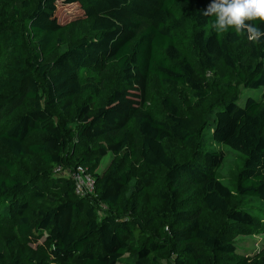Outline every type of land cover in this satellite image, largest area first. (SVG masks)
I'll return each mask as SVG.
<instances>
[{
	"label": "trees",
	"instance_id": "1",
	"mask_svg": "<svg viewBox=\"0 0 264 264\" xmlns=\"http://www.w3.org/2000/svg\"><path fill=\"white\" fill-rule=\"evenodd\" d=\"M56 1L31 8V45L16 17H0V48L10 57L0 80V232L43 230L58 264H250L236 237L257 220L264 228V94L244 99L232 82L224 89L205 73L221 61L250 90L264 89V40L217 33L215 17L203 15L211 0H63L80 5L66 23L54 15ZM110 63L119 69L112 81ZM152 80L169 91L164 109L151 105ZM180 85L207 100L206 110L183 114L174 100ZM132 123L139 153L126 132ZM103 136L114 142L90 147ZM171 139L184 149L171 151ZM221 145L240 156L233 178L220 171ZM109 152L121 161L99 172ZM34 157L40 168L31 173ZM136 157L147 179L135 180ZM79 165L94 175L96 196L78 195L70 177L62 191L46 190L57 166ZM158 175L156 208L146 214L141 196Z\"/></svg>",
	"mask_w": 264,
	"mask_h": 264
},
{
	"label": "rangeland",
	"instance_id": "2",
	"mask_svg": "<svg viewBox=\"0 0 264 264\" xmlns=\"http://www.w3.org/2000/svg\"><path fill=\"white\" fill-rule=\"evenodd\" d=\"M38 0H0V17H6L11 19L16 17L18 19V30L24 34V42L31 45V39L25 32V26L28 23V16L31 13V8H33ZM85 2V1H84ZM55 17L62 23L70 21L72 17V12L76 11L80 5L78 3H69L65 6L63 0H57L55 3ZM19 10L20 15H16L15 10ZM87 26L85 29L80 30V34L86 33ZM10 62V57L7 55L3 46L0 48V80H4V75L7 72L8 63ZM119 74V69L115 63H110L108 70L105 72L107 80H115ZM205 78L209 82H219L222 81L224 89L227 88L228 83L232 82L233 87L239 92V97L245 99L246 96L253 94L257 98L262 97L264 94V89L261 90H250L247 88L239 77H237L232 72H229L221 61H218L215 70H208L205 73ZM150 93L156 98V103L151 105L154 108L164 109L161 101L167 96L169 91L165 89L157 80H152L150 84ZM195 92L190 90L184 85H180L177 88V93L174 97L175 102L179 105L183 114H199L206 110L207 100H201L197 98L194 94ZM212 92L210 95L212 96ZM233 92H229L232 95ZM214 97V96H212ZM76 103H81L83 97H77L75 99ZM89 102H94L91 99ZM205 108V109H204ZM73 126V125H71ZM127 134L131 142V149L135 150L137 153L140 152L141 148V133L138 126L135 123L129 125L127 129ZM122 133V132H121ZM37 136L31 137L30 140H36ZM111 144L114 142L113 137L103 136L98 138L96 141L90 143V147L96 148L98 143ZM166 145L171 151H181L184 146L175 139L168 140ZM220 149L224 152L225 161L222 169L220 170L222 175L227 178H233L237 173L238 168L241 163L239 154L235 152L228 145H221ZM34 163L30 168V172L36 171L40 168L39 158L34 157ZM121 161V155H117L109 152L105 157L101 159L99 172L104 171L110 167L115 162ZM130 165L135 168L136 179H143L149 177V173L145 168L144 164L140 161V157H136L130 160ZM69 174L63 172L61 174L54 173L47 176V184L44 185V180H41L40 185H44L48 192L57 193L65 188V181L68 179ZM152 183L145 184L146 188L143 192L141 199L144 212L146 214L153 213L156 208V192L160 185V175L156 176ZM151 180V179H150ZM195 190V189H193ZM196 195H199L195 191ZM40 204L34 202L30 208L29 215L34 221L37 218L38 210ZM128 217V216H127ZM257 225L252 227H240L239 234L236 237V245L238 246V254L244 258H247L250 264L258 261L260 258L264 257V228L260 226L261 221L257 220ZM0 264H58L50 255V244L46 242V234L43 230H35L29 234H21L18 232L16 226H7L0 232ZM81 264V263H75Z\"/></svg>",
	"mask_w": 264,
	"mask_h": 264
},
{
	"label": "clouds",
	"instance_id": "3",
	"mask_svg": "<svg viewBox=\"0 0 264 264\" xmlns=\"http://www.w3.org/2000/svg\"><path fill=\"white\" fill-rule=\"evenodd\" d=\"M206 17H215L212 25L217 33H245L248 41L264 40V0H211L203 10Z\"/></svg>",
	"mask_w": 264,
	"mask_h": 264
},
{
	"label": "built area",
	"instance_id": "4",
	"mask_svg": "<svg viewBox=\"0 0 264 264\" xmlns=\"http://www.w3.org/2000/svg\"><path fill=\"white\" fill-rule=\"evenodd\" d=\"M55 172L61 174L67 172V169L57 166ZM68 174L75 182V191L78 195L85 197L96 196V179L83 165H79L72 170L68 169Z\"/></svg>",
	"mask_w": 264,
	"mask_h": 264
}]
</instances>
